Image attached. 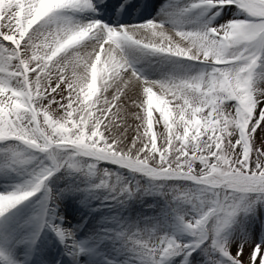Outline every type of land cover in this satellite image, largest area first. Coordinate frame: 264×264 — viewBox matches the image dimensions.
<instances>
[{
	"label": "snow or ice",
	"instance_id": "obj_1",
	"mask_svg": "<svg viewBox=\"0 0 264 264\" xmlns=\"http://www.w3.org/2000/svg\"><path fill=\"white\" fill-rule=\"evenodd\" d=\"M0 264H264V0H0Z\"/></svg>",
	"mask_w": 264,
	"mask_h": 264
}]
</instances>
